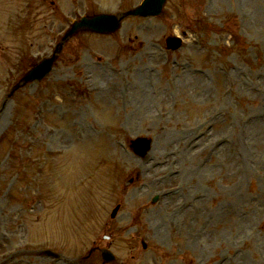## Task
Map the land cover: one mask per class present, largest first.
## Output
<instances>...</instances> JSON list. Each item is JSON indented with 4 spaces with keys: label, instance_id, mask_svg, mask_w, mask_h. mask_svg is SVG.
<instances>
[{
    "label": "rangeland",
    "instance_id": "374dc122",
    "mask_svg": "<svg viewBox=\"0 0 264 264\" xmlns=\"http://www.w3.org/2000/svg\"><path fill=\"white\" fill-rule=\"evenodd\" d=\"M139 2L0 0V264H103L94 246L110 264H264V0H169L62 46L68 20Z\"/></svg>",
    "mask_w": 264,
    "mask_h": 264
},
{
    "label": "water",
    "instance_id": "95a60500",
    "mask_svg": "<svg viewBox=\"0 0 264 264\" xmlns=\"http://www.w3.org/2000/svg\"><path fill=\"white\" fill-rule=\"evenodd\" d=\"M165 0H144L142 5L135 9L131 14L138 15H157L161 11V6ZM118 20L112 16H101L92 19H84L80 25H76L71 33L81 28H92L95 31H113L117 27ZM144 149H148L147 145H144Z\"/></svg>",
    "mask_w": 264,
    "mask_h": 264
},
{
    "label": "bare ground",
    "instance_id": "6f19581e",
    "mask_svg": "<svg viewBox=\"0 0 264 264\" xmlns=\"http://www.w3.org/2000/svg\"><path fill=\"white\" fill-rule=\"evenodd\" d=\"M262 131H264V129H262ZM239 226H243V225H242V223H240V225H239Z\"/></svg>",
    "mask_w": 264,
    "mask_h": 264
}]
</instances>
